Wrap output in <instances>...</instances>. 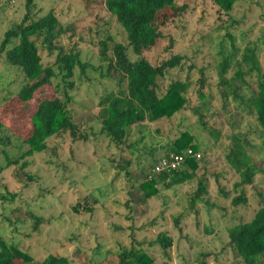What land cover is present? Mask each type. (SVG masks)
I'll return each instance as SVG.
<instances>
[{
	"label": "rangeland",
	"instance_id": "obj_1",
	"mask_svg": "<svg viewBox=\"0 0 264 264\" xmlns=\"http://www.w3.org/2000/svg\"><path fill=\"white\" fill-rule=\"evenodd\" d=\"M24 1L0 0V39L8 27L22 18ZM35 4L40 15L52 9L63 25L56 45L78 49L81 60L87 63L83 74L78 66L74 69L75 86L68 107L79 129L89 137L73 139L69 133H60L47 140L50 147H55V155L51 150L37 152L0 168V235L30 252L33 260L29 264H40L49 253L65 255L74 264H118L121 247L131 245L152 255L156 264H200L197 257L205 260L203 264H241L226 246V228L248 220L259 204V193L264 195V127L254 115L236 108L231 96L224 109L217 107L220 98L215 89L216 65L222 52H229L230 32L238 48L236 57L240 58L245 46L254 47L264 73V0H237L229 14L218 12L211 0H177L176 6L184 5L183 10L177 13L176 7H167L160 13V19H165V24L159 26L162 36L142 54L153 64L174 53L187 55L183 68L166 70L164 84L187 75L195 81L199 68H204L205 82L214 85L216 97L203 110L205 127L192 114L191 108L200 104L193 83L187 91L186 108L169 119L144 122L148 131L132 148L129 175L118 168L121 150L98 131L97 121L100 95L117 89L119 80L113 70L107 73L106 64L99 57V42L111 36L112 41L127 45L124 28L102 0H35ZM230 17L237 21L231 26ZM144 26L143 31L149 24ZM36 42L43 64H51L56 50L50 54L41 39ZM127 49L134 59L136 56L128 46ZM190 63L193 67L188 69ZM234 69L231 66L226 76H231ZM245 78L253 84L251 77ZM23 82L21 70L5 63L2 55L0 120L12 133L11 144L5 147L11 156L19 153L16 145L21 141L16 136L22 138L28 133L27 121L35 103L56 95L54 86L59 78H53V83L35 93L28 107L16 99ZM184 127L199 145L200 168L193 178L144 198L134 186L136 179L167 151L168 138ZM231 133L248 141L247 148L261 168L252 185L245 187L247 203L236 207L230 199L237 193L233 183L239 176L225 158ZM136 136L137 129L133 128L129 141ZM25 160L27 164L22 165ZM4 164L0 153V166ZM204 168L209 176L208 192L189 210V198ZM220 187L229 192L228 197L222 196ZM162 232L172 241L166 255L154 242ZM200 252L213 254L201 258Z\"/></svg>",
	"mask_w": 264,
	"mask_h": 264
},
{
	"label": "trees",
	"instance_id": "obj_2",
	"mask_svg": "<svg viewBox=\"0 0 264 264\" xmlns=\"http://www.w3.org/2000/svg\"><path fill=\"white\" fill-rule=\"evenodd\" d=\"M211 1L222 14H229L237 2V0ZM102 2L124 28L128 43L125 45L112 41L111 36L99 42V57L106 64L107 73L113 70L119 75V80L117 89L105 91L98 99V131L121 150L117 165L129 175L130 169L127 166L131 163L132 148L143 139L145 130L148 131L144 122L169 119L186 108L189 103L187 91L193 83L200 104L191 108L192 114L197 115L205 127L206 123L202 119L203 110L209 108L211 100L216 96L212 91L214 85L205 82L204 68H199V76L195 81L187 75L184 79L177 77L167 85L164 84L166 70L183 68L187 62V55L174 53L160 63L153 64L142 54L144 49L156 45L158 38L162 36L159 26L165 24V19H160V13L167 7H176L179 13L185 8L184 5L176 6L177 0H102ZM24 8L20 21L8 27L0 39V57L3 55L5 63L20 69L24 76V82L16 91V99L19 104L28 107L34 94L44 85L53 83V78L57 77L59 82L54 86L55 96L45 97L35 103L27 121L29 129L26 136L22 138L16 136L21 141L16 145L18 155L11 156L5 149L11 144L12 133L0 120V153L5 159V164L0 168L15 164L19 158L24 159L37 152L51 150L55 155V147H50L47 140L60 133H69L73 139L89 137L87 132L79 129L68 107L72 100L71 90L75 86L74 69L78 66L80 73L83 74L87 63L81 60L78 49H64L56 45L55 40L63 31V25L52 9L40 15L36 10L35 0H25ZM230 18L231 26L237 21L233 17ZM146 23L149 27L143 31ZM227 35L230 39L229 52L223 51L222 58L216 65L218 83L215 89H218L220 98L217 107L224 109L231 96L236 108H242V111L254 115L258 124L264 127V73L255 49L247 45L240 58H237L238 48L235 45V37L230 32H227ZM38 38L41 39L48 53L52 54L56 50L51 64H43L36 42ZM127 46L136 56L134 59L131 58ZM231 66L235 69L228 77L226 73ZM192 67L191 63L188 64V69ZM245 76L251 77L253 84H250ZM244 88H247V92ZM133 128L137 129V136L134 141H129ZM210 133L217 138L213 130H210ZM167 143V151L147 167L140 178L136 179L137 183L134 186L141 190L144 198L158 195L161 188L168 189L193 178L200 168L199 160L202 154L198 151L199 145L195 141V136L187 127L179 129L171 139L168 138ZM247 144L248 141L240 134L231 133L225 158L239 176V180L233 183V189L237 193L230 199V204L234 207L247 203L245 187L252 185L254 176L261 170L249 152ZM22 145L25 146L24 149ZM187 149L192 150V155L184 156V162L179 167L170 170L156 168L159 158L168 157L171 152L185 153ZM126 150L129 152L128 155L124 154ZM25 164H27L26 160L22 162V165ZM208 184L209 176L204 168L189 198V210H192L207 194ZM219 190L222 196H229V192L223 187ZM258 197L259 204L248 220L232 223L226 228V246L234 259H238V263L241 264H264V195L259 193ZM178 219L179 215L174 217L175 224ZM154 242L160 244L165 255L167 248L172 244L171 239L164 232L160 233ZM200 254H202L201 258H204L213 252H200ZM32 260L33 255L30 252L12 242H7L0 235V264H29ZM197 260L200 264L205 262L198 257ZM40 264L74 263L65 255L49 253ZM118 264H156V262L145 250L131 245L128 248L121 247Z\"/></svg>",
	"mask_w": 264,
	"mask_h": 264
},
{
	"label": "built area",
	"instance_id": "obj_3",
	"mask_svg": "<svg viewBox=\"0 0 264 264\" xmlns=\"http://www.w3.org/2000/svg\"><path fill=\"white\" fill-rule=\"evenodd\" d=\"M192 155V150L187 149L185 153L171 152L168 157L163 156L159 158L158 163L155 165L157 169H166L170 170L177 168L184 162V156ZM196 156L199 157V154L196 153Z\"/></svg>",
	"mask_w": 264,
	"mask_h": 264
}]
</instances>
